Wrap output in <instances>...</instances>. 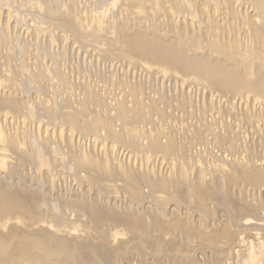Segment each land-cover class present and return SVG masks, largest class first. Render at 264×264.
<instances>
[{"label": "bare ground", "instance_id": "1", "mask_svg": "<svg viewBox=\"0 0 264 264\" xmlns=\"http://www.w3.org/2000/svg\"><path fill=\"white\" fill-rule=\"evenodd\" d=\"M0 264H264V0H0Z\"/></svg>", "mask_w": 264, "mask_h": 264}, {"label": "rangeland", "instance_id": "2", "mask_svg": "<svg viewBox=\"0 0 264 264\" xmlns=\"http://www.w3.org/2000/svg\"><path fill=\"white\" fill-rule=\"evenodd\" d=\"M121 153H122L123 155H122ZM124 153H125V154H124ZM126 153H127L126 151H123V152H122V151H120V154H121V156H125V155H126Z\"/></svg>", "mask_w": 264, "mask_h": 264}]
</instances>
